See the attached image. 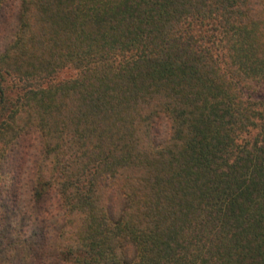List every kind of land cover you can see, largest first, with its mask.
<instances>
[{
	"label": "trees",
	"instance_id": "trees-1",
	"mask_svg": "<svg viewBox=\"0 0 264 264\" xmlns=\"http://www.w3.org/2000/svg\"><path fill=\"white\" fill-rule=\"evenodd\" d=\"M259 94L264 0H0V264H264Z\"/></svg>",
	"mask_w": 264,
	"mask_h": 264
},
{
	"label": "rangeland",
	"instance_id": "rangeland-1",
	"mask_svg": "<svg viewBox=\"0 0 264 264\" xmlns=\"http://www.w3.org/2000/svg\"><path fill=\"white\" fill-rule=\"evenodd\" d=\"M76 73V70L73 67L66 66L60 69L53 77V80H60V79H65V78H70L73 77ZM259 98L264 99L263 94L258 95Z\"/></svg>",
	"mask_w": 264,
	"mask_h": 264
}]
</instances>
